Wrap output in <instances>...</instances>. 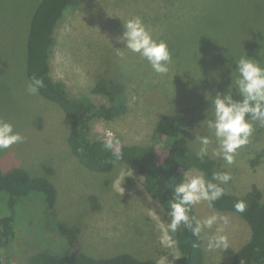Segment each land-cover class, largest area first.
<instances>
[{
	"label": "rangeland",
	"instance_id": "obj_1",
	"mask_svg": "<svg viewBox=\"0 0 264 264\" xmlns=\"http://www.w3.org/2000/svg\"><path fill=\"white\" fill-rule=\"evenodd\" d=\"M42 0H0V119L14 124L24 142L0 151L3 171L23 168L33 176H44V167L54 169L50 180L58 199L51 215L42 194L20 199L14 211L16 239L0 251L2 264H32L38 252L66 254L67 240L58 222L80 229L79 247L94 258L128 253L158 264H175L181 257L168 217L141 188L143 178L123 163L110 173L85 168L68 146L70 124L65 112L39 94L26 90L27 37L34 12ZM140 16L154 38L168 42L172 64L167 75L153 72L139 54L126 50L118 40L125 31L123 21ZM50 60L52 77L63 82L72 97L87 95L97 105L107 99L90 92L101 79L123 83L127 111L113 121H95L92 138L124 145H154L158 119L187 105L203 110L199 122L184 134L194 151L200 136H209V156L218 172H229L224 185L228 193L244 196L256 185L264 192V157L251 161L264 149V126L254 122L251 142L238 149L231 165L212 155L217 147L212 130L204 122L213 118L211 99L225 93L237 74L235 61L247 53L264 61V0H84L68 9L55 29ZM234 98L236 89L233 85ZM209 97L207 99L206 97ZM201 103V105H200ZM159 159L162 151L158 147ZM186 173H203L191 168ZM204 174V173H203ZM138 181V182H137ZM137 183V185H136ZM96 196L97 208L90 197ZM5 196H0V213ZM201 219L217 214L228 237L227 249H205V264H232L236 251L251 237V229L236 213H225L208 202L194 206ZM9 212V213H8Z\"/></svg>",
	"mask_w": 264,
	"mask_h": 264
},
{
	"label": "trees",
	"instance_id": "obj_2",
	"mask_svg": "<svg viewBox=\"0 0 264 264\" xmlns=\"http://www.w3.org/2000/svg\"><path fill=\"white\" fill-rule=\"evenodd\" d=\"M84 0H42L33 14L27 37L26 74L28 79L36 76L43 78L44 87L39 95L56 104L67 115L70 130L68 146L72 154L88 170L97 173H110L116 165L123 163L132 167L143 178L141 188L159 204L168 221L169 200L175 199L172 188L184 179L191 168H197L208 180L218 172V162L209 155L199 159L184 134L196 125L203 116V110L194 105H187L174 113L162 115L154 128V145H124L118 149L105 148L107 141L92 138V125L95 121H113L128 109L126 87L114 80L101 79L90 92L107 99L106 104L97 105L89 96L72 97L63 82L52 77L50 60L55 46V29L68 9L78 8ZM201 105V103H200ZM158 147L162 151L159 159ZM119 151L118 160L113 155ZM264 157V149L251 161L256 166ZM54 169L44 167V176H33L23 168L3 171L0 166V196H5L4 209L0 213V251L9 247L16 239V218L14 211L20 199L42 194L47 211L55 214L58 199L57 188L50 180ZM137 181V182H138ZM137 185V183H136ZM215 201L212 206L225 213H236L248 223L251 231L249 241L238 249L232 264H264V192L256 185L244 196L228 193ZM246 203L243 213L236 212L237 201ZM96 196L90 197L91 206L97 208ZM192 214L197 216L193 207ZM198 217V216H197ZM58 231L67 240L66 254L47 251L38 252L32 258V264H158L154 260H141L128 253H120L109 258L90 257L79 247L80 229L65 222H58ZM181 257L175 264H205L203 242L198 241L181 226L177 232H171ZM0 264L2 261L0 260ZM8 264H12L8 262Z\"/></svg>",
	"mask_w": 264,
	"mask_h": 264
},
{
	"label": "clouds",
	"instance_id": "obj_3",
	"mask_svg": "<svg viewBox=\"0 0 264 264\" xmlns=\"http://www.w3.org/2000/svg\"><path fill=\"white\" fill-rule=\"evenodd\" d=\"M125 31L118 40L126 46V50L139 54L151 66L154 73L167 75L172 64V52L169 44L163 39L154 38L143 18L135 16L123 21ZM237 67L236 78L225 93H217L211 99L213 118L206 119L207 127L212 130L217 147L212 155L221 157L226 164L235 162L238 149L251 142L255 127L254 122L264 126V61L254 59L245 53L235 61ZM235 85L237 95L234 98L232 91ZM43 78L31 77L27 82L26 90L30 95H36L43 88ZM209 99V97H206ZM197 157L203 160L209 155V146L212 140L209 136H200ZM25 137L16 131L14 124L10 121L0 119V151L10 149L13 145L24 142ZM109 138L105 148L113 149L118 144ZM116 159L121 158L117 150L113 153ZM229 172H214L212 179L208 180L203 173H185L184 179L172 188L175 199L169 200L170 217L168 229L175 233L183 226L198 241L206 242L209 250L227 249L229 247L228 237L222 233L220 228L211 235L207 230L213 229L221 219L217 214L207 216L203 219L192 214L193 207L201 202L209 205L225 195L226 185L231 180ZM236 212L243 213L246 203L239 200L235 203ZM224 223L227 220L224 219Z\"/></svg>",
	"mask_w": 264,
	"mask_h": 264
}]
</instances>
